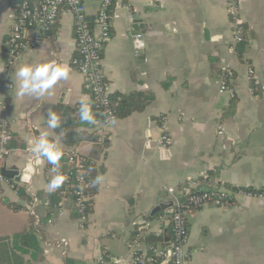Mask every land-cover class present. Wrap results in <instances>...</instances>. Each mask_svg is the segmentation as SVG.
Here are the masks:
<instances>
[{
	"label": "crops",
	"instance_id": "obj_1",
	"mask_svg": "<svg viewBox=\"0 0 264 264\" xmlns=\"http://www.w3.org/2000/svg\"><path fill=\"white\" fill-rule=\"evenodd\" d=\"M82 1L93 18L98 0ZM239 2L245 29L241 57L238 46L233 47L225 0H114L110 36L100 56L108 94L135 97L144 105L110 123L89 124L79 113L82 97L88 96L91 106L92 98L72 65L76 49L71 15L61 12L37 46L15 62L14 88L6 91L2 46L13 15L7 0H0V120L11 132L10 153L0 170L5 166L22 172L33 164L36 171L27 187L38 200L34 210L39 222L46 216L48 190L45 161L35 163L31 139L47 131L50 140L59 137L64 153L75 150L101 169L83 227L68 197L41 222L40 250L17 251V263L11 237L29 225L32 215L18 195L24 185L5 177L0 191V218L5 222L0 229H22L0 231V264H66V259L95 264L103 254L110 259L102 264H126L129 243L139 233L144 235L142 244L148 234H169L167 221L157 230L158 217L169 206L168 187L198 183L205 188H264V0ZM136 32L145 44L137 54L132 47ZM52 60L68 64L69 78L39 99L18 98L17 69L25 62ZM224 67L232 74L233 95L218 92ZM248 68L253 70L252 81ZM49 110L60 116L55 130L47 127ZM162 118L172 140L168 147L159 143ZM69 136L76 139L73 146L64 142ZM159 203L165 209L155 213L151 227L143 226ZM62 240L67 244L57 247ZM113 240L126 247V258L116 256L121 249L113 248ZM186 248L190 264H264V198L238 193L227 207L207 204L194 209L188 216Z\"/></svg>",
	"mask_w": 264,
	"mask_h": 264
},
{
	"label": "built area",
	"instance_id": "obj_2",
	"mask_svg": "<svg viewBox=\"0 0 264 264\" xmlns=\"http://www.w3.org/2000/svg\"><path fill=\"white\" fill-rule=\"evenodd\" d=\"M114 0H98V9L93 18L86 12L82 0H7L13 20L3 40L2 53L4 56V89L11 91L14 88L11 76V68L24 53L34 49L54 24L58 21L61 12H67L72 17L75 35L76 55L72 59V65L83 78V86L91 95L92 102L103 115V123H110L116 119L108 98V81L101 67V51L108 41L111 27L110 7ZM226 13L232 26L233 47L242 43L245 39L244 25L240 19L239 0H225ZM31 33V35H29ZM144 39L140 32L132 36V47L134 53H139L144 48ZM250 81L253 79V70L248 68ZM232 74L228 67L220 72L218 92H229L233 95L234 90L230 85ZM253 83V82H252ZM3 103V102H2ZM3 105V104H2ZM4 106V105H3ZM161 122L162 133L159 143L162 147L171 145L172 140L164 128V119ZM221 129L218 134H221ZM101 136V135H100ZM101 138V137H99ZM11 132L8 123L0 120V163L10 153ZM66 158V169L64 174L67 180L71 179L72 193L74 195V209L81 213L85 207L88 197L85 190L88 187L84 177L85 159L79 156L75 150L64 153ZM53 166L46 172V184L56 173L52 171ZM7 179L0 174V191ZM21 183L24 190L32 199L27 203L26 209L36 219L34 207L38 203L37 198L27 187L29 183ZM168 208L163 215L158 217L159 230L164 222H169L170 244H150L145 247L142 244L144 235L131 239L129 243L130 258L126 264H154L158 261L162 264H190V254L186 248L188 238V216L196 208L210 204L216 207H227L235 200L236 194L243 193L248 196L264 198V189L254 191H243L241 189L205 188L198 183L192 187L187 185L171 186L167 188ZM68 198V192L63 193V201ZM167 212L170 217H167ZM86 217L79 216L81 227L85 224ZM143 226L151 227L146 222ZM67 242H56V246L66 245ZM97 264H102L98 261Z\"/></svg>",
	"mask_w": 264,
	"mask_h": 264
},
{
	"label": "trees",
	"instance_id": "obj_3",
	"mask_svg": "<svg viewBox=\"0 0 264 264\" xmlns=\"http://www.w3.org/2000/svg\"><path fill=\"white\" fill-rule=\"evenodd\" d=\"M244 43H245V39L242 43L237 45L238 46L237 47V54L240 57L242 56ZM108 98H109V102H110L112 110L115 114L116 119L122 115L128 114L129 112H132L134 110H138L141 106L144 105V101H140L135 97H130L129 99H126V98H120V96H118V95L108 94ZM92 112H93V115L95 117V120L103 121L104 117H103L102 113L95 106V103H93V102H92ZM70 120L71 119H67L65 121V124L67 125ZM64 142L66 145L73 146L74 143L76 142V139H74L73 136H69V137L64 138ZM50 165L51 164L47 163V161L45 160V164L43 167V176H44L45 182L47 181L45 175H46L47 170L50 168ZM65 169H66V158L63 155V157L60 161V171L64 173ZM99 171H101L100 168H98L94 163H91L88 159H85L84 177H85V181L88 184V187L85 190V194L88 197V200L86 201L85 207L81 213H78L75 211L74 214L76 215V217L81 216V214L86 217L91 212L93 196L98 189ZM51 178L52 177H48V179H51ZM14 183L19 186V183H16V182H14ZM72 188L73 187H72L71 179H68L56 191L51 192V193L48 192L47 197H46V203H45L46 216L42 219H39V222L36 221L33 216H31L29 225H27V227L24 228L22 231L12 235L11 242H12V245L14 246L15 251H16L13 254L14 255V261H16V263L18 262V259L20 257L19 254H17V251L22 254V253L29 252L30 250L31 251L40 250L38 247L39 238H38L37 234L39 233L38 230H39L41 222H46V220L48 219V217L51 214L52 208L57 207L58 205H60L63 202V193L64 192H68V197L72 201H74V195L72 193L73 192ZM231 189H233V190L241 189L243 191H254L253 189H250V188H231ZM18 195L22 200L26 201V204L29 201H31V199H32L29 195L26 194V192L24 191V187H22V185L19 187ZM12 205H14V204H12ZM156 243H164L163 233H161L159 235L148 234L145 237V247H148V245H150V244H156ZM108 259H110V256L107 254H103L101 256L102 261L108 260ZM21 264H23V263L21 262ZM66 264H74V261L71 259H66ZM95 264H97L96 261H95ZM154 264H162V263L158 261L157 263H154Z\"/></svg>",
	"mask_w": 264,
	"mask_h": 264
},
{
	"label": "clouds",
	"instance_id": "obj_4",
	"mask_svg": "<svg viewBox=\"0 0 264 264\" xmlns=\"http://www.w3.org/2000/svg\"><path fill=\"white\" fill-rule=\"evenodd\" d=\"M71 72L67 63L60 64L55 60L44 63H23L16 71L18 88L16 96H32L37 99L48 94L51 89L61 80H67ZM88 96H83L79 108L80 119L82 122L95 124L96 120L92 112V106ZM60 116L51 110L48 111L47 127L55 130L60 127ZM49 132H41L38 138L29 141L30 150L35 157V163H47L53 166L52 171L56 173L47 183L49 193L56 191L67 180V175L60 171V161L64 155L59 137L49 139ZM27 168L33 174L36 169L32 163ZM27 179V177L25 178Z\"/></svg>",
	"mask_w": 264,
	"mask_h": 264
},
{
	"label": "water",
	"instance_id": "obj_5",
	"mask_svg": "<svg viewBox=\"0 0 264 264\" xmlns=\"http://www.w3.org/2000/svg\"><path fill=\"white\" fill-rule=\"evenodd\" d=\"M29 164V163H28ZM27 164V165H28ZM27 165L25 167V169L22 171V172H19V171H16V170H10V169H7L5 166L1 168V174L4 176V177H7V178H10V179H13L14 181L16 182H22V183H29L30 182V179H31V174L32 172H30L27 168ZM27 177V179H25ZM164 210L165 207H164V204L163 203H159L158 205H156L151 211H150V214L149 216L147 217V221H153L154 220V215L156 212L160 211V210ZM167 217L169 218L170 217V213L167 212ZM152 223V222H151ZM145 224V223H143ZM152 226V225H151ZM166 236L167 235V238L164 237V242H167L165 245L166 246H169L170 244V235L167 234V230H164L163 231V236ZM112 260H115V259H112ZM116 261V260H115ZM168 262V261H167Z\"/></svg>",
	"mask_w": 264,
	"mask_h": 264
},
{
	"label": "rangeland",
	"instance_id": "obj_6",
	"mask_svg": "<svg viewBox=\"0 0 264 264\" xmlns=\"http://www.w3.org/2000/svg\"><path fill=\"white\" fill-rule=\"evenodd\" d=\"M10 213H12V212H10ZM13 214V213H12ZM12 216V215H11ZM7 218H10V216L9 217H7ZM15 218H20L19 216H15L13 219H15ZM4 222H5V217H3V218H0V226H2L3 224H4ZM17 225V224H16ZM22 229V227H18V226H15V227H10V228H1L0 229V231H5V232H15V231H20ZM112 244H113V248L114 247H116V246H120V249H121V245H120V243L117 241V240H113L112 241ZM119 249V250H120ZM127 254H128V252H127V249H126V247H124L123 246V248L121 249V252L118 254V255H116L119 259H123L124 257L126 258L127 257ZM113 258V257H112ZM105 261V263H107V260H104Z\"/></svg>",
	"mask_w": 264,
	"mask_h": 264
}]
</instances>
